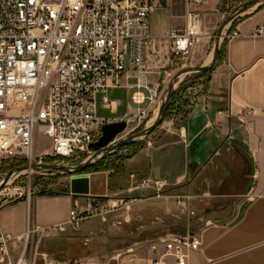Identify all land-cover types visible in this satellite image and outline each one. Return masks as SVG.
<instances>
[{"label":"built area","instance_id":"2783aa9c","mask_svg":"<svg viewBox=\"0 0 264 264\" xmlns=\"http://www.w3.org/2000/svg\"><path fill=\"white\" fill-rule=\"evenodd\" d=\"M182 1L183 12L174 16L182 26L156 36L148 23L153 0H0V165L48 163L46 158L72 165L89 159L94 154L89 144L100 137L104 124L112 123L97 110H115L118 101L110 96L114 88L124 91L128 107L116 121H124L126 129L130 125V134L148 123L159 108L162 90L186 66L200 36L196 6L201 0ZM253 34L264 36V28H255ZM37 132L50 140L48 152H37ZM147 188L161 196L165 183L142 177L134 187ZM33 195L28 190L17 198ZM102 198L74 203L64 223L38 226L27 220L19 236L0 233V262L93 264L92 257L58 261L40 248L55 235L78 230L89 218L128 210L140 200L117 194ZM188 201L189 196L175 200L181 212ZM14 242L19 243L18 253L11 258L8 244ZM147 245L153 253L148 264H187L199 240L191 233H171Z\"/></svg>","mask_w":264,"mask_h":264},{"label":"crops","instance_id":"0c3cea01","mask_svg":"<svg viewBox=\"0 0 264 264\" xmlns=\"http://www.w3.org/2000/svg\"><path fill=\"white\" fill-rule=\"evenodd\" d=\"M153 1L155 9L158 4ZM220 7V0H201L196 6L201 15L196 46L208 41V36L203 34L207 28L204 24L208 22L211 29L222 19ZM252 7L247 15L235 18L225 28L221 58L206 76L202 99L199 98L198 103L178 119L164 120L153 131V138L139 144L128 160L130 169L126 174L130 177V185H125L128 180L124 177H118L119 188L130 189V196L140 198L130 209H143L144 214L135 216L142 220L147 208L168 202L170 196L163 194L160 198L153 196L152 189H134L139 178L161 180L165 183L164 189L171 191L183 183L192 168L196 169L192 181L210 169L218 158H222L225 145L232 149L237 160H241L242 189L225 199L233 204L231 212L206 220L191 233L197 236L199 246L188 253L187 264H264V36L253 34L255 28H264V2ZM183 10L182 0H170L168 15L162 24L148 20L150 32L162 36L171 27L182 26V21L174 16ZM115 90L121 89H111L110 94ZM119 106V101L115 110L99 106L97 115L111 122L119 120L128 112L126 104V111L116 115ZM101 110H109L115 116H103L99 114ZM177 153L183 156L182 164L174 161ZM84 174L89 179L87 195L70 193L71 177L68 175L57 180L58 184L62 182V188L57 191L46 190L35 193L29 200L20 197L0 204V233L19 236L24 232L27 220L38 226L64 223L74 203L83 204L89 199L107 196L110 176L91 171ZM102 178L103 182L99 181ZM99 182L103 183L104 192L97 191ZM132 219L130 213V221ZM171 233L181 234L174 225L143 228L131 233L135 239L130 246L115 249L101 258L95 257L93 264H148L153 253L147 243ZM17 246L18 242L9 243V253ZM59 247L46 248L42 252L58 261L71 259L66 258L67 249ZM56 252L59 257L54 256ZM74 256L73 259L91 257L88 253Z\"/></svg>","mask_w":264,"mask_h":264},{"label":"rangeland","instance_id":"374dc122","mask_svg":"<svg viewBox=\"0 0 264 264\" xmlns=\"http://www.w3.org/2000/svg\"><path fill=\"white\" fill-rule=\"evenodd\" d=\"M155 1L158 5L151 13L149 22L162 24L167 18L170 0ZM247 1L248 0H220V11L223 13L222 19L216 23L214 28L211 29L210 26H208V22L204 24L207 26V28H204L203 34L208 36V41L199 43L196 46L194 49L195 52L187 60L186 66L184 68L200 66L210 61L217 38V30L219 25L235 7ZM252 9L253 7H250L249 9L242 12L237 18H243L248 12L252 11ZM229 24L227 26H229ZM224 31L222 33L221 42H223V37L225 34ZM178 71L174 73V76ZM133 82V80L129 81V83ZM180 86H187V88L184 89V91L180 94V98L174 102L172 109L167 115H165V117H163L162 122L168 119L173 121L178 119L191 107H194L195 104L198 103L199 98L202 99L205 94L206 76H202L198 72H188L182 75L176 81L173 91L177 90V88ZM166 87H164L162 90V94L165 93ZM110 96L120 102V106L116 115L123 114L126 111V94L124 91L115 90L111 92ZM157 113L158 110L155 115H151V118H149L150 120L147 119L148 123L143 124L140 129L142 130L150 126L155 120ZM99 114L103 116H115V114L111 113L109 110H101L99 111ZM162 122L157 127H155L153 131H155L162 124ZM131 126L133 125L131 124ZM153 131L145 137L135 140L133 145L123 146L115 151L113 155H108L106 159H103L101 163L107 161V168H99L97 170L91 171L94 173L101 172L104 174V176H110L107 180V196H103L102 199L106 200L107 198H114L116 194L117 197H125L126 195H130V192H128L130 189L119 188L121 185H118L120 180L118 177H124L125 180H128V182L126 181L125 185H130V177H128L126 174V170L130 169V162L128 161L130 158H127V156L133 150L138 148L140 143L153 138ZM129 135L130 125L127 127L126 131L120 135V137L123 138ZM50 147V140L43 133L37 132V152H48ZM227 147L229 146H224V149L226 148V150H223L225 153H223L222 158H218V161L216 160L211 165L210 169L200 173V175L197 176L194 181L192 180L196 175V169L192 168L188 177H186L179 187L171 191H166V189H164L161 195L166 194L167 196H170L168 198L169 201L161 203V205H152L147 208V210H145V219L137 220L135 217L136 215L144 214L143 209L129 208L128 210H125L123 208H119L107 214L105 218L92 217L85 220L78 230L68 229L62 234L55 235L45 240L40 250L45 251L46 248L57 249L60 246L59 248L61 249H67V259H72L75 257L74 255H77V253H88L92 258H101L103 256L109 255L115 249L130 246L132 239H135V236H132L131 233H135L139 230H142L143 228L149 230L150 228L164 226L169 227L174 225L177 232L181 234L186 232L194 233V231L200 228L206 222V220L212 219L213 217H217L219 215L223 216L231 212L233 204L226 201L225 199L228 198V195H230L232 192L242 189V184L244 183L242 180L243 176L240 175V171L243 167L242 162L241 160H237L232 154V149H227ZM82 160H79L72 165H78ZM120 161L124 164L123 172L121 173L117 172L115 169V166ZM174 161H176L177 164H182L183 156L180 153H177ZM60 165L66 166L71 165V163L68 162V164ZM19 166L22 165L11 166L9 161H3L0 165V182L9 170ZM67 177L68 175L64 173H49L45 171L34 170L24 171L13 176L8 184L0 190V204L11 201L19 196H26L28 190L31 193L34 192V194L42 191L46 192V190L57 191L62 188V182L58 184L57 180ZM124 178L121 180H124ZM99 181L103 182V178L101 180L99 179ZM99 183L96 187L97 191L104 192V186L102 185L103 183ZM152 190L154 191V189ZM153 196L158 197L156 194ZM179 196H189L188 207L185 212H181L176 205L175 200ZM161 197L163 196H160V198ZM131 206L132 204L130 207ZM130 213L133 214L132 221H130ZM17 253L18 251L15 249L14 251H10L9 254L11 258H15Z\"/></svg>","mask_w":264,"mask_h":264},{"label":"water","instance_id":"95a60500","mask_svg":"<svg viewBox=\"0 0 264 264\" xmlns=\"http://www.w3.org/2000/svg\"><path fill=\"white\" fill-rule=\"evenodd\" d=\"M263 2L264 0H248L247 2H244L243 4H240L237 7H235L224 18V20L221 22L217 30V38L215 41L211 61L208 64L183 68L175 74V76L171 79V81L166 87V91L161 98L157 116L150 126L138 132L132 133L129 136L120 138L118 141L112 143V141H114L118 135L122 134L125 131L126 123L124 121H115L112 123L104 124L101 128L100 137L96 141L89 144L88 146L94 152V154L89 159L85 160L84 162L78 165H66L65 166V165H60L56 163H31V164H24L22 166L15 167L9 170L6 173V175L2 178L0 182V190L8 184V182L11 180L13 176L20 174L24 171L34 170V171H45L49 173L67 174L71 177L70 182H69L70 193L76 196L87 195L89 192V189H88L89 179L84 174L85 170L88 167L100 161L102 158H105L106 156L114 153L119 148L129 143H132L137 139L143 138L149 133H151L155 129V127H157L162 122L165 111L168 107L170 98L172 96L176 81L182 75L188 72L205 73V72L210 71L211 68L216 63L218 55L220 53L221 45H222V42H221L222 33L224 29L226 28V26L231 21H233L235 18H237L245 10L259 3H263Z\"/></svg>","mask_w":264,"mask_h":264},{"label":"trees","instance_id":"16d2710c","mask_svg":"<svg viewBox=\"0 0 264 264\" xmlns=\"http://www.w3.org/2000/svg\"><path fill=\"white\" fill-rule=\"evenodd\" d=\"M221 58V50H220V53H219V55H218V58H217V61L219 60ZM209 73V71L208 72H205V73H199L200 75H202V76H207V74ZM187 88V86H180L179 88H177V90H175V91H173V93H172V96H171V98H170V101H169V104H168V107H167V109H166V111H165V114H164V117H165V115H167L168 114V112L172 109V107H173V105H174V102L178 99V98H180V94L184 91V89H186ZM173 111V110H172ZM139 131L141 130L140 128L138 129ZM137 130V131H138ZM135 142H132V143H129V144H127V145H125V146H131V145H133ZM137 150V148L135 149V150H133L128 156H127V158H130L134 153H135V151ZM115 153V152H114ZM114 153H112V154H110V155H113ZM108 156H106L105 158H102L100 161H98L97 163H95L94 165H92V166H90V167H88L85 171L86 172H89V171H93V170H97V169H99V168H107V161H105L104 163H101V161H103V159H106ZM54 161V159H52V158H46L45 159V162H48V163H51V162H53ZM11 163V166H13V165H24V164H26V161H23V160H20V161H17V162H10ZM123 162H119L116 166H115V169H116V171L117 172H123ZM53 252V251H52ZM50 253V252H49ZM57 253L58 252H56V254L54 255L55 257H59L58 255H57Z\"/></svg>","mask_w":264,"mask_h":264},{"label":"bare ground","instance_id":"6f19581e","mask_svg":"<svg viewBox=\"0 0 264 264\" xmlns=\"http://www.w3.org/2000/svg\"><path fill=\"white\" fill-rule=\"evenodd\" d=\"M210 57H211V56H210ZM211 59H212V57L210 58V61H211ZM210 61H209V62H210ZM209 62H208V63H209ZM208 63H206V64H208Z\"/></svg>","mask_w":264,"mask_h":264}]
</instances>
